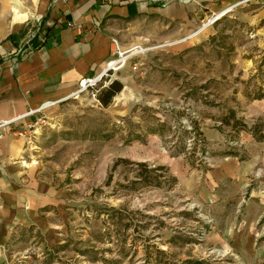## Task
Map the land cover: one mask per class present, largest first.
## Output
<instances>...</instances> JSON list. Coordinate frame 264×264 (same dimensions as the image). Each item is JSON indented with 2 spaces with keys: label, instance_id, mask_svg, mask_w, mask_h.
Returning a JSON list of instances; mask_svg holds the SVG:
<instances>
[{
  "label": "rangeland",
  "instance_id": "1",
  "mask_svg": "<svg viewBox=\"0 0 264 264\" xmlns=\"http://www.w3.org/2000/svg\"><path fill=\"white\" fill-rule=\"evenodd\" d=\"M263 2L241 1L213 22L219 12L204 6L170 27L140 20L136 31L132 21L114 49L118 63L96 88L76 92L26 135L72 185L62 243L42 245L28 229L0 264L254 263L219 240L223 227H212L201 204V174L187 167L226 152L208 145L205 128L221 127L229 144L241 130L264 128L249 114L253 100H264ZM114 81L122 89L105 105Z\"/></svg>",
  "mask_w": 264,
  "mask_h": 264
},
{
  "label": "crops",
  "instance_id": "2",
  "mask_svg": "<svg viewBox=\"0 0 264 264\" xmlns=\"http://www.w3.org/2000/svg\"><path fill=\"white\" fill-rule=\"evenodd\" d=\"M241 1L0 0V121L26 116L17 128L60 113L82 79L111 70L113 40L124 43L132 21L136 31L140 20L170 27L171 20L199 14L203 6L220 13ZM260 8L264 12V2ZM35 26L38 32L31 31ZM249 114L264 126V100H253ZM10 130L0 137V255L12 239L20 244L28 229L42 245L61 244L73 201L71 183L47 167L30 137ZM258 134L241 130L229 144L221 127L205 128L208 145L226 152L187 167V173L201 174L207 189L201 204L212 227L222 225L219 240L233 243L232 253L248 252L252 264H264V128ZM178 162L167 158L171 166Z\"/></svg>",
  "mask_w": 264,
  "mask_h": 264
},
{
  "label": "built area",
  "instance_id": "3",
  "mask_svg": "<svg viewBox=\"0 0 264 264\" xmlns=\"http://www.w3.org/2000/svg\"><path fill=\"white\" fill-rule=\"evenodd\" d=\"M245 1H248V0H244V2ZM229 9L230 8H227L226 10H224V11H222L220 13L221 14L222 13H226ZM31 41H32V36L28 39L29 43H31ZM113 44L115 45L117 50H120V45H119V41L118 40L114 39L113 40ZM118 53H119L120 56L123 55V53L120 52V51ZM113 63H118V62H117V60L113 59L111 62H109V68L113 66ZM102 78H103V74H99L97 76L87 77V78L82 79L80 84H79V91L95 89L96 86L99 84V82L102 80ZM94 94H96V93H94ZM37 111L38 110H35V111L31 112V114H34ZM25 117L26 116H20L18 118H14V119H11V120L0 121V137L5 134L6 128H11L10 131L13 132L14 134H18L20 136H26L28 134L27 132H28L29 129L36 130V128L39 125H41V124H43L44 122L47 121L46 116H41L35 122H31V123L26 124L25 126L23 125V126H19V127L16 128L17 124H21V122L25 119Z\"/></svg>",
  "mask_w": 264,
  "mask_h": 264
},
{
  "label": "trees",
  "instance_id": "4",
  "mask_svg": "<svg viewBox=\"0 0 264 264\" xmlns=\"http://www.w3.org/2000/svg\"><path fill=\"white\" fill-rule=\"evenodd\" d=\"M122 89V85L119 81H114L111 86L109 87V89L106 90V95H103L102 97V102L105 105H108L113 97ZM245 127V125H244ZM257 128V127H256ZM254 128L253 131L257 132L258 129Z\"/></svg>",
  "mask_w": 264,
  "mask_h": 264
},
{
  "label": "bare ground",
  "instance_id": "5",
  "mask_svg": "<svg viewBox=\"0 0 264 264\" xmlns=\"http://www.w3.org/2000/svg\"><path fill=\"white\" fill-rule=\"evenodd\" d=\"M226 12V11H225ZM221 13H218L217 15H215V17H213V19L210 21V22H213V20L214 19H216V18H219V17H221V15H223V14H225V13H222L221 15H220ZM207 25V24H206ZM205 25V26H206ZM126 58H125V56L122 58V60H125ZM117 62H118V60H117ZM115 64H117V63H113V65H115Z\"/></svg>",
  "mask_w": 264,
  "mask_h": 264
}]
</instances>
